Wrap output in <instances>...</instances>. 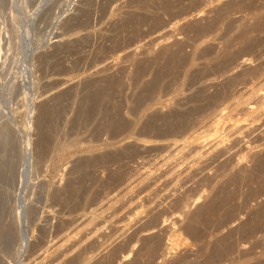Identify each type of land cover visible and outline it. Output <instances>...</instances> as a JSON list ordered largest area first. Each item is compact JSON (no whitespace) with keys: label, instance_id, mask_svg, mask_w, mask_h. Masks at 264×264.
Returning <instances> with one entry per match:
<instances>
[{"label":"rangeland","instance_id":"rangeland-1","mask_svg":"<svg viewBox=\"0 0 264 264\" xmlns=\"http://www.w3.org/2000/svg\"><path fill=\"white\" fill-rule=\"evenodd\" d=\"M263 88L264 0H0V264H264Z\"/></svg>","mask_w":264,"mask_h":264},{"label":"bare ground","instance_id":"bare-ground-1","mask_svg":"<svg viewBox=\"0 0 264 264\" xmlns=\"http://www.w3.org/2000/svg\"><path fill=\"white\" fill-rule=\"evenodd\" d=\"M242 60H243V59H242ZM243 61H244V60H243ZM243 61H242V62H243ZM244 62H245V61H244ZM242 66H243V65H242ZM243 67H244V66H243ZM258 78H259V77H258ZM262 81H263V80H262ZM262 83H263V82H262ZM262 83H261V84H262ZM262 85H263V84H262ZM263 90H264V88H263ZM262 93H263V92H262ZM256 97L260 98V97H262V96H261V95H257ZM93 98H94V97H93ZM262 98H263V97H262ZM56 99H57V98H56ZM59 100H60V98H59ZM243 104H244V103H243ZM252 107H253V106H252ZM39 108H40V107H39ZM240 108H241V107H240ZM42 109H43V108H42ZM42 109H41V110H42ZM243 109H244L246 112H253V110H252L250 107H245V106H244ZM253 109H254V107H253ZM41 110H40V111H41ZM238 110H239V109H238ZM241 110H242V109H241ZM49 112H50V111H49ZM240 112H241V111H240ZM39 113H40V112H39ZM247 114H248V113H247ZM253 114H254V113H253ZM255 114H256V113H255ZM255 114H254V115H255ZM38 115H39V114H38ZM41 116H42V114H41ZM39 117H40V116H39ZM42 117H44V116H42ZM256 117H257V116H256ZM38 120H39V119H38ZM40 120H41V119H40ZM235 122H236V121H235ZM246 122H247V121H246ZM231 124H232V123H231ZM236 124L239 125L238 123H236ZM244 124H245V123H244ZM250 124H251V123H250ZM250 124H249V125H250ZM233 126H235V125H233ZM237 128L239 129V127H237ZM244 128H245V127H243V130H244ZM249 129H250V128H249ZM239 131H242V128H241V130H239ZM219 139H220V138H219ZM43 140H44V139H43ZM43 140H42V141H43ZM218 141H219V140H217V142H218ZM43 143H44V142H43ZM214 143H215V142H214ZM218 144H219V142H218ZM39 145H41V144H39ZM198 145H199V144H197V148H198ZM215 145H216V144H215ZM216 146H217V145H216ZM41 147H43V146H41ZM44 147H45V146H44ZM44 147H43V148H44ZM195 147H196V145H195ZM218 147H219V145H218ZM218 147H217V148H218ZM39 148H40V147H39ZM193 148H194V146H193ZM193 148H192V149H193ZM214 148H215V147H214ZM222 148H223V147H222ZM200 149H201V148H200ZM215 149H216V148H215ZM215 149H214V151H215ZM219 149H220V148H219ZM195 150H196V148H195ZM216 150H217V149H216ZM44 151H45V150H44ZM44 151H43V152H44ZM200 151H201V150H200ZM220 151H221V153H222V150H220ZM224 151H225V150H224ZM192 152H193V151H192ZM196 152H197V151H196ZM198 152H199V151H198ZM198 152H197V153H198ZM26 153H27V155H28V152H26ZM194 153H195V152H194ZM219 153H220V152H219ZM39 155H40V154H39ZM195 156H196V157H195V160L198 161L197 159H198L200 156H198V155H195ZM197 156H198V157H197ZM25 157H26V156H25ZM26 158H27V157H26ZM201 158H202V157H201ZM23 161H26V160H23ZM27 161H28V159H27ZM193 162H194V161H193ZM28 164H29V163H28ZM237 164H238V163H237ZM195 201H196V200H195ZM6 233H7V232H6ZM1 235H2V233H1ZM6 238H7V237H6ZM24 239H25V238H24ZM1 240H2V239H1ZM7 241H8V240H7ZM7 241H6V242H7ZM4 242H5V241H4ZM0 244H1V243H0ZM4 244L6 245V243H4ZM1 246H2V245H1ZM3 247H4V246H3ZM56 247H57V246H56ZM54 249H55V248H54ZM57 249H59V248H57ZM0 250H1V249H0ZM1 255H2V254H1ZM122 262H123V261H122ZM39 263H40V262H39Z\"/></svg>","mask_w":264,"mask_h":264}]
</instances>
